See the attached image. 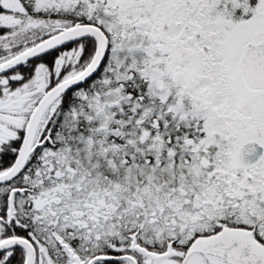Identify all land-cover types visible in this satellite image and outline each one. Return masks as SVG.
<instances>
[{
  "label": "snow or ice",
  "instance_id": "1",
  "mask_svg": "<svg viewBox=\"0 0 264 264\" xmlns=\"http://www.w3.org/2000/svg\"><path fill=\"white\" fill-rule=\"evenodd\" d=\"M0 264H264V0H0Z\"/></svg>",
  "mask_w": 264,
  "mask_h": 264
}]
</instances>
